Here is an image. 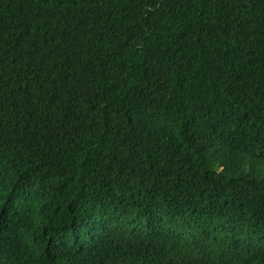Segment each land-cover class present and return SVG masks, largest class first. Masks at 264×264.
I'll return each mask as SVG.
<instances>
[{
  "label": "trees",
  "instance_id": "trees-1",
  "mask_svg": "<svg viewBox=\"0 0 264 264\" xmlns=\"http://www.w3.org/2000/svg\"><path fill=\"white\" fill-rule=\"evenodd\" d=\"M0 264H264V0H0Z\"/></svg>",
  "mask_w": 264,
  "mask_h": 264
}]
</instances>
